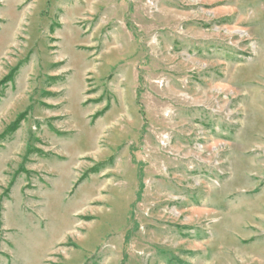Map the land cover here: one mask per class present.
<instances>
[{
	"label": "rangeland",
	"instance_id": "1",
	"mask_svg": "<svg viewBox=\"0 0 264 264\" xmlns=\"http://www.w3.org/2000/svg\"><path fill=\"white\" fill-rule=\"evenodd\" d=\"M0 264H264V0H0Z\"/></svg>",
	"mask_w": 264,
	"mask_h": 264
}]
</instances>
